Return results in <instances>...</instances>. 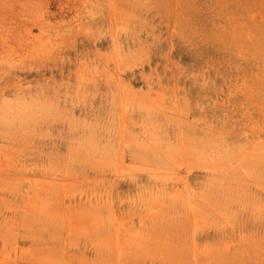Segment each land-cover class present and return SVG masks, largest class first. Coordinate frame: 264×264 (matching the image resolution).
<instances>
[{"label": "rangeland", "instance_id": "rangeland-1", "mask_svg": "<svg viewBox=\"0 0 264 264\" xmlns=\"http://www.w3.org/2000/svg\"><path fill=\"white\" fill-rule=\"evenodd\" d=\"M0 264H264V0H0Z\"/></svg>", "mask_w": 264, "mask_h": 264}]
</instances>
